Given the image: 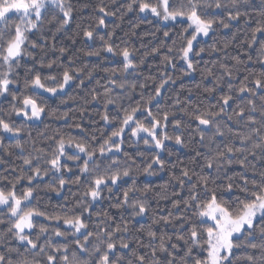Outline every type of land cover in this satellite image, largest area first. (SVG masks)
Segmentation results:
<instances>
[{
	"label": "trees",
	"instance_id": "1",
	"mask_svg": "<svg viewBox=\"0 0 264 264\" xmlns=\"http://www.w3.org/2000/svg\"><path fill=\"white\" fill-rule=\"evenodd\" d=\"M221 2L227 4L230 0H221ZM71 4L72 19L66 26L61 27L62 13L58 9H50L46 14H42L44 19L38 30L28 33L29 41L34 42L36 47L25 46L32 56L26 55L20 58V67L14 74L17 83L10 85V89L17 96L32 94L34 90L25 87V80H31L37 73L42 79L48 75H55L57 80H61L63 71L67 70L75 78L56 96L40 90V95L36 99L45 106V113L40 120L29 121L24 117L11 115V122L15 126L22 127L23 131L19 137L0 132V144H2L0 189L8 191L15 184L17 195H20L22 190L32 188L33 197L25 203L49 216L81 215L90 230H97V226L99 229L109 226V231H113L115 226L119 225L123 228L127 224L128 231L116 233L113 240L118 242L123 238L140 254L150 257V248L147 245L159 244V239L150 240L149 230L156 232L157 237L164 236L166 240L167 237H171V242L178 244V250L182 254L184 242L177 240V236L183 234L187 239L186 230L189 225L186 223L183 228L178 227L180 220L176 217H190L191 223L198 226L199 221L192 215L195 209H186L184 205V201L189 198L190 182L184 178L185 183L181 188L172 177L181 176L183 169L189 170L192 181H195L199 175H210L209 187L214 188L219 197L223 185L228 183L234 186L242 185L243 176L249 179L250 187L253 169L257 181L261 180L259 173L264 172V150L252 147L253 143H260L255 129L259 128L260 134L264 135V116L261 115L264 98L252 83L254 78L261 77L264 73V63L261 62L262 54L259 48L264 41L258 37L257 44L252 47L245 43L250 39L251 31L257 23L264 22V17L260 15L264 5L261 4V0H250L247 5L241 4L242 15L239 20L233 21H228L227 13L229 10L234 12L235 9H225L223 12L210 9V15L217 20L223 19L230 26L223 28L217 23L208 37H198L197 42L194 43V51H198L199 48H203L204 51L190 57L193 61V69H188L184 61L179 59L178 51L184 42L186 23L165 22L150 14L140 13L138 5L133 4L132 0H71ZM129 4H132V11H128ZM101 6L115 15L104 17L105 26L98 28V18L103 17V13L98 11ZM245 11L248 13L247 18L243 15ZM218 12L220 14L217 16ZM86 30H93V39L89 40L84 35ZM166 31L169 33L167 37L164 36ZM100 36L112 45L116 54L105 50L104 41L99 38ZM124 48H128L132 53L130 59L137 65L135 69L124 71V59L119 54ZM169 48L173 51L170 52ZM89 52H98L99 55L90 56ZM165 56L169 57L170 63L164 59ZM236 57L239 58L240 63L237 62ZM49 63L52 67L47 66ZM229 71L232 73L231 77L227 74ZM168 77L171 79L161 89L160 96L148 104L149 98L154 96V90ZM80 79H83V84L79 82ZM110 80L115 83H110ZM46 83L54 82L46 81ZM229 83L232 85L231 89ZM119 84H124V88L118 87ZM241 84L256 90L257 95L240 94L238 88ZM206 89L213 91L209 93ZM225 94H231L233 100L229 102V106H224L225 115L216 118L225 136L215 137L214 141H210L209 137L213 136L214 129L209 128L204 131L205 138L201 141L197 128L203 129L205 126L198 125L197 121L185 113L216 112L222 105L220 97ZM109 99L114 103L108 104ZM249 100L255 104L257 109L255 112L250 111L252 105ZM13 103L19 104V101H13L11 96L0 97V117L9 118L7 114ZM137 105H140L141 111L136 113V117L145 126H148L151 120V117L143 111L145 105L162 124L165 123L163 116L167 114V126L157 128V132L161 138L165 134L170 137L180 136L184 145H178L170 139L165 141V149L162 151L150 146L154 142L150 137L142 134L143 132L133 136L130 130L133 125L129 124L122 137L114 138L123 141L120 144L121 150L116 152L113 148L112 152H108L98 171L103 174L105 171L117 168L120 170L128 168L130 176L123 177L115 185H109L111 192L102 185L101 197L95 201L84 196L85 191L93 186L92 174H80L73 161L66 162L72 168L71 172L63 170L60 173L50 170V164L45 163L51 158L56 140L61 136L67 138L71 135L78 141H87L93 147L102 144L111 136L112 131L120 127L125 111H131ZM240 108L245 110L244 117L235 115ZM105 114L109 116V122L102 118ZM228 115L233 116L232 121L227 120ZM248 116L254 117L257 123L247 122L245 118ZM177 121L180 122V127H176ZM77 125L80 127H76ZM236 133L241 136H252L245 146L246 151L232 157L231 164L221 161L223 167L219 172L215 171L214 158L218 151H223L226 145L241 147L240 138ZM141 137L147 138L149 145H145ZM17 142L22 145V149L16 147ZM247 149L255 151L257 155L255 157L249 155ZM72 151L73 149L66 148L69 154ZM198 152L200 155H197ZM157 154L163 161L164 167L160 169L159 165L152 164L151 171L155 175L148 176L143 170ZM245 155H247L245 161L247 170L236 162L237 158L243 159ZM37 157L40 159L37 160ZM108 157L119 160L120 163L108 169L110 163ZM25 158L31 159L33 166L41 168V176L32 179L31 182L28 177L35 174L29 165L24 164ZM83 158L81 154V159ZM207 160L214 161L213 169L205 166ZM61 162L65 163L63 159ZM45 170H49L47 175H43ZM78 174L79 183H75L73 181ZM20 176L24 179L17 181V177ZM60 176L68 181L63 189L59 188ZM213 179L215 184L211 182ZM133 187L138 191L129 192V202L139 201L147 207V211L139 217L134 216L133 208L123 204V193ZM145 188L150 190L145 192ZM236 190L234 187L233 191ZM225 195L230 194L225 193ZM177 201L180 202L179 207H173ZM85 205H88V211H84ZM117 205L122 206L117 207ZM161 217L172 220L177 227L165 224ZM14 219L7 212L6 206H0V221H3L0 223V254L13 262L17 259V253L9 252L8 249L19 248L20 252L24 253L23 246L12 232L8 231ZM33 221H39L47 226L48 235H51L53 227H59L61 231H71L62 221L57 224L43 217H33ZM38 226L32 229L33 233L38 232ZM40 239L43 243L46 237L41 236ZM73 240L74 237L71 235L66 241L61 237H53V243L57 241L69 243L70 252L75 248V244L71 243ZM141 242L144 246H140ZM89 243L91 244L92 240ZM196 251L193 249L194 253ZM26 255L29 259L40 261V264H47L43 254L33 256L31 253H26ZM162 255L164 254L157 253L158 257Z\"/></svg>",
	"mask_w": 264,
	"mask_h": 264
},
{
	"label": "snow or ice",
	"instance_id": "2",
	"mask_svg": "<svg viewBox=\"0 0 264 264\" xmlns=\"http://www.w3.org/2000/svg\"><path fill=\"white\" fill-rule=\"evenodd\" d=\"M249 2L250 0H230L229 3L225 4L221 0H151V2L150 0H132L133 4L138 5L140 13H150L165 22L177 21L181 24L186 23L187 26L184 28L186 35L183 36L184 42L178 51L180 53L179 59L184 61L188 69H193V61L190 57L199 55L204 51L203 48L194 51V43L197 42L198 37H208L209 33L214 31V25L217 23L223 28L230 26L223 19L217 20L210 15L209 10L214 9L223 12L225 9H235L234 12L228 11L227 19L228 21L239 20L242 15L240 11L241 4L247 5ZM261 4L264 5V0H261ZM50 9H58L62 13L61 27L66 26L72 19L73 7L71 0H0V97L11 96L13 101H19V104H12L11 110L7 114L8 119L0 117V132L10 134L13 137H19L23 129L11 122V115L21 116L29 121L40 120L45 113V106L38 103L36 99L40 95V90L56 96L75 78L67 70L63 71L61 80H57L55 75H48L42 79L41 75L37 73L31 80H25V87H31L34 90L32 94L17 96L10 89V85L17 83L14 74L15 70L20 67V58L26 55L32 56V53L28 52L25 46L36 47L34 42L29 41L28 33L38 30L39 25L43 23L44 16L42 14H46ZM132 10V4H129L128 11ZM98 11L103 13V17L98 18V28L105 26L104 17L115 15V13L107 11L103 6L99 7ZM219 14L218 12L216 15L218 16ZM243 15L247 18L248 13L245 11ZM260 15L264 17V10L260 12ZM16 20L19 22L17 23ZM189 29H191V32H189ZM84 35L91 40L94 32L93 30H86ZM168 35L167 31L164 32L165 37ZM258 37L261 41H264V22L257 23L251 31L250 39L246 40L245 43L252 47L257 44ZM99 38L104 41L103 36ZM104 44L107 52L116 54L108 41H104ZM259 48L262 54L261 62L264 63V43H261ZM169 51L171 52L173 49L169 48ZM119 54L124 59V71L137 67L130 59L132 53L128 48H124ZM88 55H99V53L89 52ZM164 59L169 61V63L171 62L167 56ZM235 59L238 63L241 62L238 57ZM47 66L52 67V64L49 63ZM227 74L229 77L232 75L230 71ZM169 79L171 78L168 77L159 84L154 90V96L149 98L148 104L160 96L161 89L164 88ZM46 81H53L54 83L49 84ZM79 82L83 84V79H80ZM109 82L115 83L112 80ZM252 83L255 85L256 90H260L259 94L264 98V73L261 74V77L254 78ZM118 87L123 89L124 84H119ZM132 87L134 88L135 86ZM231 87L232 85L229 83V89ZM256 90L250 89L244 84H241L238 88L240 94L248 93L250 96L257 95ZM206 91L211 93L213 89H206ZM220 100L222 105L216 112L185 113L197 121L198 125L205 126L203 129L197 128L201 141L205 138L204 131L209 128L214 129L213 136L209 137L210 141H214L215 137L223 138L225 136V132L221 130L216 118L225 115L226 109L224 106H229L233 96L225 94L220 97ZM107 103L111 104L114 101L109 99ZM249 103L252 105L250 111L255 112L257 110L255 104L251 100H249ZM140 111V105L132 108L131 111H125L120 127L112 131L111 136L96 147H93L87 141H78L71 135L67 138L61 136L56 140L51 158L46 160L45 163L50 164V170L60 173L63 170L71 172L72 168L66 162L73 161L80 174H92L94 176L93 186H90L85 191L84 196L90 197L92 201L98 200L103 191L102 185L111 192L109 185H115L123 177L130 176L128 168L123 170L117 168L116 170L105 171L103 174L98 171L103 158L108 152H112L113 148L116 152L121 150L120 144L123 141L114 138L122 137L125 128L129 124L133 125L130 129L133 136H137L140 132L146 133L147 137H150L151 141L154 142L150 146L162 151L165 149V141L170 139L174 140L178 145H184L180 136L170 137L165 134L161 138L157 132V128L167 126V114L163 116L165 123L162 124L161 120L157 119L145 105L143 111L151 117L149 125L145 126L136 117V113ZM244 111L243 108H240L235 115L244 117ZM261 115L264 116V108L261 109ZM102 118L109 122L107 114ZM232 119V115L227 116L228 121H232ZM245 119L251 124L257 123L252 116H248ZM76 127L79 128L80 126L77 125ZM176 127H180L179 121L176 122ZM229 131H231V128H229ZM255 134L259 136L260 143H253L252 147L264 150V135L260 134L259 128L255 129ZM236 135L240 138L241 147L235 148L226 145L223 151H218L214 158L215 171L219 172L223 167L221 161L231 164L233 162L232 157H235L237 153L246 151L245 146L252 139V136H241L239 133H236ZM51 139H55V137H51ZM141 139H143L145 145H149L150 142L147 138L141 137ZM16 147L22 149V145L19 142H17ZM66 148L73 149V151L69 154L66 152ZM247 152L253 157L257 155L251 149H247ZM81 154L84 157L83 159H81ZM197 155H200V153L198 152ZM36 159L39 160L40 157ZM62 159L65 163L61 162ZM108 160L110 161L108 169H112L113 165L120 163L119 160L111 157H108ZM246 160L247 155L243 159L237 158L236 162L247 170ZM24 164L29 165L35 174L32 177H28L29 182L41 176V168L33 166L31 159L25 158ZM152 164L159 165L160 169L164 167L163 161L157 154L143 170L148 176L155 175L151 171ZM205 166L208 169H213L214 161L207 160ZM48 171L45 170L43 175H47ZM255 175L256 173L253 169L250 187L249 179L243 176L242 185L234 186L232 183L223 185V191L219 194V197L217 191L209 187L210 175H199L195 181H192V175H190L189 170L183 169L181 176H173L172 179L176 180L181 188H183L185 183L184 178L190 182L189 198L184 201V205L186 209H195L192 215L199 221V226L191 223L190 217H176V219L180 220L178 227L183 228L186 223L189 225L186 230L188 233L187 239L183 234L177 236V240L184 242L182 254L178 250V244L171 242V237H167L166 240L164 236L157 237L156 232L149 230L148 236L150 240L159 239L157 246L147 245L150 248V257L140 254L135 247H130L129 242L123 238H120L118 242L113 240L116 233L128 231L127 224L123 228L117 225L113 231H109V226L103 229H99V226H97V230H90L88 223L82 220L81 215L49 216L47 213L25 203L33 197L32 188L22 190L21 194L17 195L15 184H13L8 191L0 189V206H6L7 212L10 213L11 217L15 218L11 222V227L8 231L12 232L16 240L23 246L24 253H21L19 248L8 249L9 252L15 251L17 253V259L13 262L11 259H6L5 255L0 254V264H40V261L29 259L26 253H31L33 256L43 254L47 264H264V172L259 173L260 181L254 178ZM23 179V176L17 177V181ZM58 182L59 188L63 189L68 181L63 176H60ZM73 182L79 183V174ZM211 182L215 184L214 179ZM134 184L135 181L133 180ZM234 187H236V191H233ZM53 190L56 191V189ZM149 190L148 188L144 189L145 192ZM134 191H138V189L133 187L123 193V204L133 208L134 216L139 217L147 211V207L139 201L129 202V192ZM225 193L230 195L226 196ZM179 203V201L175 202L173 207H179ZM120 206L122 205H117V207ZM88 210V205H85L84 211ZM33 217H43L45 220H52L57 222V224L62 221L71 231H61L59 227H53L51 235H48V227L39 223V221L34 222ZM161 219L165 224L177 227L167 217H161ZM2 222L0 221V223ZM37 226L38 232L33 233L32 229ZM13 229H15L14 232ZM69 235L74 237L71 243L75 244V248L71 252L69 243L60 241L53 243V237H61L66 241ZM41 236L46 237L43 243H41ZM90 240H92L91 244L89 243ZM140 246H144L142 242ZM193 249L197 251L194 253ZM158 252L164 255L158 257Z\"/></svg>",
	"mask_w": 264,
	"mask_h": 264
},
{
	"label": "rangeland",
	"instance_id": "3",
	"mask_svg": "<svg viewBox=\"0 0 264 264\" xmlns=\"http://www.w3.org/2000/svg\"><path fill=\"white\" fill-rule=\"evenodd\" d=\"M143 14H146V13H143ZM147 14H150V13H147ZM150 15H151V14H150ZM155 18H157V17H155ZM171 22H175V21H171ZM142 134L146 135V133H142Z\"/></svg>",
	"mask_w": 264,
	"mask_h": 264
}]
</instances>
